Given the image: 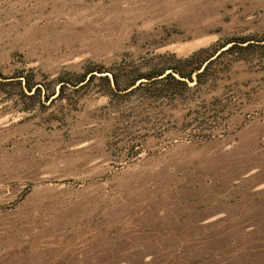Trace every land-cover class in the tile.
<instances>
[{"label":"rangeland","instance_id":"rangeland-1","mask_svg":"<svg viewBox=\"0 0 264 264\" xmlns=\"http://www.w3.org/2000/svg\"><path fill=\"white\" fill-rule=\"evenodd\" d=\"M0 72V264H264V0H0Z\"/></svg>","mask_w":264,"mask_h":264},{"label":"trees","instance_id":"trees-1","mask_svg":"<svg viewBox=\"0 0 264 264\" xmlns=\"http://www.w3.org/2000/svg\"><path fill=\"white\" fill-rule=\"evenodd\" d=\"M251 46H253L252 43H249L246 46H242L241 43H234L227 49L222 50L225 47L224 46L221 47L218 51H216L213 56H210L207 60H205L204 58L205 55L209 54V48L200 49L186 58L177 59L176 64L168 68L170 69L169 73H166V70L168 69H165L158 73L147 74L142 77L134 78L130 86L128 88H125L124 90H120L121 80L119 79V75L117 73H112L111 78L108 75H102L106 71L93 70L89 72L87 76L84 77V79L82 80V83L84 84L81 87L85 86L95 78H99L100 80L109 83L107 93L112 96H128L139 91H148L150 92V95H155L156 97H161L162 95L167 96L173 94L174 92L180 91V88H190L189 84L195 81L201 83L203 77L209 73L216 60L221 55L233 52L235 50H247ZM11 84H16L20 86L21 96L24 97L26 100L36 99L37 94L42 91L41 87L35 88L31 85V79L28 75L6 77L0 72V88ZM64 86L65 85L61 86V90H63ZM27 90L31 94H28ZM55 95L56 94L54 93L51 96L47 95L46 99L50 100ZM39 96L40 101L43 102L41 100L42 96Z\"/></svg>","mask_w":264,"mask_h":264},{"label":"water","instance_id":"water-1","mask_svg":"<svg viewBox=\"0 0 264 264\" xmlns=\"http://www.w3.org/2000/svg\"><path fill=\"white\" fill-rule=\"evenodd\" d=\"M167 73H169V72H167ZM138 84V83H137Z\"/></svg>","mask_w":264,"mask_h":264}]
</instances>
